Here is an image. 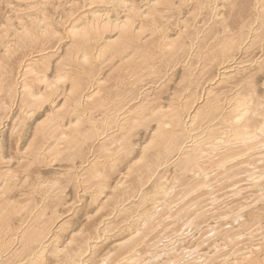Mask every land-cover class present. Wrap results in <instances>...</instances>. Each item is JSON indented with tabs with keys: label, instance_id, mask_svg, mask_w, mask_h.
Returning <instances> with one entry per match:
<instances>
[{
	"label": "bare ground",
	"instance_id": "bare-ground-1",
	"mask_svg": "<svg viewBox=\"0 0 264 264\" xmlns=\"http://www.w3.org/2000/svg\"><path fill=\"white\" fill-rule=\"evenodd\" d=\"M111 1L0 37V264H264V0Z\"/></svg>",
	"mask_w": 264,
	"mask_h": 264
},
{
	"label": "rangeland",
	"instance_id": "rangeland-1",
	"mask_svg": "<svg viewBox=\"0 0 264 264\" xmlns=\"http://www.w3.org/2000/svg\"><path fill=\"white\" fill-rule=\"evenodd\" d=\"M42 1V3H47V6L50 10H54V17L57 18L59 17L61 11L63 8H68L74 1H76L77 3H80L79 6L80 7V10L78 11V14H85L86 12L88 13L89 10H102V9H109L110 7L113 6V3L111 0L107 1L106 0V3H105V0H0V30L3 31V29L5 30V27L6 29L8 28V24H11V22H13L12 24L14 25L13 26V29L8 28V33H4V34H1L0 37L4 36V35H8V36H11L9 34H13V31H14V27H19V23L20 22L18 20V17L21 16V18H25L26 15H28L29 13H33V10L35 8H33L32 10V5H28V3H34L33 5L35 4H40ZM44 1V2H43ZM52 1V2H51ZM72 3H71V2ZM39 2V3H38ZM70 3V4H69ZM110 4V6H109ZM19 5V6H18ZM22 5V6H21ZM66 5V6H65ZM30 6V7H28ZM51 6V7H50ZM62 6V7H60ZM26 7V8H25ZM28 11H24L25 9ZM55 8V9H54ZM61 9V10H60ZM57 10V11H56ZM60 10V11H59ZM122 11H124V9L122 10V8H119V12L122 14ZM24 12V13H23ZM55 12H59L58 14L55 13ZM26 13V15H25ZM24 15V16H23ZM114 15V14H112ZM123 15V14H122ZM121 15V16H122ZM57 16V17H56ZM12 21H11V20ZM7 21V22H6ZM11 21V22H10ZM3 22V23H2ZM7 24V25H6ZM18 24V25H17ZM4 25V26H2ZM3 28V29H2ZM12 29V30H11ZM0 31V32H1ZM11 31V32H10ZM11 38V37H10ZM261 54H256L255 55V59H257ZM254 56V54L252 55ZM15 112V111H14ZM9 123V122H7ZM10 124V123H9ZM5 125H7L5 123ZM5 130V129H4ZM3 130V132H4ZM227 190H223V194L226 193ZM70 195V196H69ZM85 195V196H84ZM249 195V192H246L245 193V196H248ZM88 194H84L83 192L80 193V197H82V200H73V196L71 195V192L69 191L68 193V202H67V206H65V211L68 209L69 207L70 210L67 212V214L64 215V217H66V220L68 219H72V217L74 215H76L75 212H79L81 210V208H83L80 213L82 214V212L84 211V207H85V201L88 199ZM231 195H228V196H222L221 200H223L224 202H230L232 200V198L230 197ZM70 200V201H69ZM85 200V201H84ZM76 206V207H75ZM77 208V209H76ZM73 209V210H72ZM78 210V211H77ZM71 212V213H70ZM74 212V213H73ZM84 213V212H83ZM72 214H74L72 216ZM79 214V213H78ZM83 215V214H82ZM68 216V217H67ZM81 215H79L80 217ZM81 218V217H80ZM74 219V218H73ZM207 251V250H205ZM147 257V256H145Z\"/></svg>",
	"mask_w": 264,
	"mask_h": 264
}]
</instances>
